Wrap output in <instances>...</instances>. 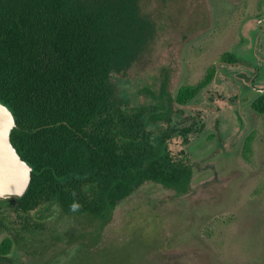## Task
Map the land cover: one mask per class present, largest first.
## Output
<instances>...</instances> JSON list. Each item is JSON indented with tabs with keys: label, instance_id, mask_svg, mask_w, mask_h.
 <instances>
[{
	"label": "rangeland",
	"instance_id": "rangeland-1",
	"mask_svg": "<svg viewBox=\"0 0 264 264\" xmlns=\"http://www.w3.org/2000/svg\"><path fill=\"white\" fill-rule=\"evenodd\" d=\"M139 9L154 31L132 68L118 75L129 96L137 92L132 104L149 101L144 89L158 94L164 72L175 98L214 69L192 99L174 104L184 111L178 126L193 129L189 143L169 142L192 164L189 189L145 182L106 222L66 215L56 204L23 214L0 201L1 216L26 218L31 227L17 262L264 264V113L252 107L264 89V0H139ZM227 53L235 64L221 59Z\"/></svg>",
	"mask_w": 264,
	"mask_h": 264
},
{
	"label": "trees",
	"instance_id": "trees-1",
	"mask_svg": "<svg viewBox=\"0 0 264 264\" xmlns=\"http://www.w3.org/2000/svg\"><path fill=\"white\" fill-rule=\"evenodd\" d=\"M153 31L139 0H0V102L15 117L11 142L32 167L17 212L56 204L66 215L106 222L145 182L189 189L192 164L169 142L189 143L193 129L178 126L184 116L174 104L192 99L214 69L175 98L164 72L158 94L144 89L149 101L132 104L137 92L129 96L118 75L132 68ZM221 59L235 61L232 53ZM252 107L264 113V93Z\"/></svg>",
	"mask_w": 264,
	"mask_h": 264
},
{
	"label": "water",
	"instance_id": "water-1",
	"mask_svg": "<svg viewBox=\"0 0 264 264\" xmlns=\"http://www.w3.org/2000/svg\"><path fill=\"white\" fill-rule=\"evenodd\" d=\"M16 121L12 111L0 102V198H21L28 189L32 167L21 158L11 142Z\"/></svg>",
	"mask_w": 264,
	"mask_h": 264
},
{
	"label": "flooded vegetation",
	"instance_id": "flooded-vegetation-1",
	"mask_svg": "<svg viewBox=\"0 0 264 264\" xmlns=\"http://www.w3.org/2000/svg\"><path fill=\"white\" fill-rule=\"evenodd\" d=\"M230 63L235 64L236 62H230ZM167 86H168V80H167ZM262 93H264V89ZM179 111L184 116V111L182 109H180ZM0 201H12L14 203L15 199L13 197H7V198H0ZM20 221L21 222L15 223L11 218L9 219V221H7L5 215L3 216L0 215V234L6 233L7 235L5 238L0 240V264H20L17 262V259H19V257L18 255H16L17 252L16 249L18 246L19 247L22 246V244L20 245V243L23 242L28 232V229L26 227L27 221L22 218Z\"/></svg>",
	"mask_w": 264,
	"mask_h": 264
},
{
	"label": "clouds",
	"instance_id": "clouds-1",
	"mask_svg": "<svg viewBox=\"0 0 264 264\" xmlns=\"http://www.w3.org/2000/svg\"><path fill=\"white\" fill-rule=\"evenodd\" d=\"M79 207H80V205L78 204V203H73L72 205H71V210L73 211V212H75V211H77L78 209H79Z\"/></svg>",
	"mask_w": 264,
	"mask_h": 264
}]
</instances>
